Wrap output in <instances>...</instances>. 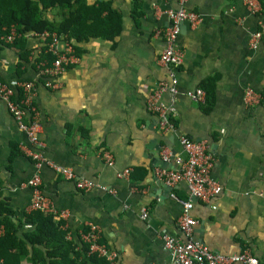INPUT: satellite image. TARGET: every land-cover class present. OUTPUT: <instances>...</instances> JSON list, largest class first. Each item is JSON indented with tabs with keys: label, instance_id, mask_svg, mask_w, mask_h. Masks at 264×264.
Returning a JSON list of instances; mask_svg holds the SVG:
<instances>
[{
	"label": "crops",
	"instance_id": "1",
	"mask_svg": "<svg viewBox=\"0 0 264 264\" xmlns=\"http://www.w3.org/2000/svg\"><path fill=\"white\" fill-rule=\"evenodd\" d=\"M260 2L263 12L255 17L248 15L244 0L187 1L201 21L194 28L181 26L175 122L179 134L207 142L213 159L210 177L221 188L207 202L192 199L194 240L227 255L248 250L264 264V34L259 48L249 49L257 21L264 25ZM177 8V0H112L121 18L115 44L71 41L76 64L55 82V90L36 85L44 155L75 174L74 180H65L42 166V191L66 212L61 220L67 239L80 241L87 224L98 225L116 264H170L161 236L179 237L176 222L181 201L188 199L186 186H163L155 171L163 169L164 148L171 153L168 170L176 169L175 157L185 154L177 137L161 134L145 109L147 97L167 77L159 64L164 43L155 33L169 24L167 12ZM25 41L26 61L18 49L0 42V81L37 79L35 63L45 43ZM197 88L212 93L208 110L184 95ZM246 89L259 97L257 106L245 105ZM162 101L170 104V96ZM27 147L25 135L0 103V201L18 216L32 200L27 182L35 168ZM105 150L113 155L112 166L101 158ZM128 168L131 177L119 178ZM77 179L93 183V189L78 190ZM143 212L147 221L140 219Z\"/></svg>",
	"mask_w": 264,
	"mask_h": 264
},
{
	"label": "built area",
	"instance_id": "2",
	"mask_svg": "<svg viewBox=\"0 0 264 264\" xmlns=\"http://www.w3.org/2000/svg\"><path fill=\"white\" fill-rule=\"evenodd\" d=\"M187 1L177 0L178 8L167 12L169 24L158 28L155 33L164 43L159 64L166 69L167 77L157 84L155 90L145 101L146 112L156 120L159 132L163 135L174 134L185 154V156L175 157L176 169H157L155 171L156 178L163 186L174 188L175 185L184 183L188 193V199L181 201V213L176 222L179 237L163 235L161 241L163 248L170 256V264H261L248 250L228 255L222 254L209 250L193 238L197 221L191 213L193 209L192 199L207 202L212 197L217 196L221 188L210 177L213 159L209 153L207 142L194 141L186 135L179 134L175 122L177 115L175 100L181 94L177 77L183 60V52L178 45L181 26L187 24L190 28H194L201 21L197 13L187 8ZM244 6L248 15L251 16L260 17L263 12L260 0H244ZM263 34L264 25L259 19L257 28L250 35L249 49L251 51H256L259 48ZM18 38L20 39L21 35L16 32L14 27H11L8 33L1 37V41L5 44H13ZM31 38H39L44 41L43 52L49 55L52 60L49 64L46 61L35 63L36 80L13 84L0 81V103L4 105L17 128L25 135L28 142L25 154L31 159L35 168L33 176L27 182L31 189L32 200L26 207L25 213L38 211L62 219L66 217V212L57 210L42 191L40 169L45 166L60 174L65 180H74L75 174L71 169L62 167L45 157V144L40 139L42 127L40 114L34 101L38 87L36 85L40 83L47 90H55V82L68 68L76 64L77 58L71 43L64 42L56 34H27L24 36L25 40ZM165 94L170 96V104L163 103L162 97ZM184 95L199 106L206 105V92L202 88L186 91ZM244 102L247 107L251 108L258 105L259 97L255 95L252 89H246ZM170 157L169 149L164 148L162 152L163 162L168 163ZM101 158L108 166H112L114 163L113 155L108 150L101 153ZM132 172V168L125 169L118 174V177L129 179ZM75 185L78 190L83 192L91 191L94 187L93 183L85 179H77ZM109 192L112 193V191ZM140 219L147 221L148 214L146 212L141 213ZM100 233V227L90 223L81 231L80 239L88 245L89 255L102 258L108 264H116V254L101 242Z\"/></svg>",
	"mask_w": 264,
	"mask_h": 264
},
{
	"label": "trees",
	"instance_id": "3",
	"mask_svg": "<svg viewBox=\"0 0 264 264\" xmlns=\"http://www.w3.org/2000/svg\"><path fill=\"white\" fill-rule=\"evenodd\" d=\"M11 27L21 38L7 45L22 52L21 59L26 61L27 34H56L68 43L100 40L115 44L121 18L112 9V0L94 4L89 0H0V42ZM51 60L42 54L36 63ZM205 92L207 101L202 107L208 110L213 96ZM63 226V220L38 211L18 216L7 202L0 201V264H108L89 255L81 239H67Z\"/></svg>",
	"mask_w": 264,
	"mask_h": 264
},
{
	"label": "water",
	"instance_id": "4",
	"mask_svg": "<svg viewBox=\"0 0 264 264\" xmlns=\"http://www.w3.org/2000/svg\"><path fill=\"white\" fill-rule=\"evenodd\" d=\"M161 163H162L163 169H166L167 163H165L163 161Z\"/></svg>",
	"mask_w": 264,
	"mask_h": 264
}]
</instances>
